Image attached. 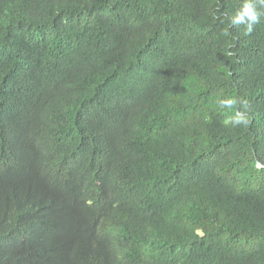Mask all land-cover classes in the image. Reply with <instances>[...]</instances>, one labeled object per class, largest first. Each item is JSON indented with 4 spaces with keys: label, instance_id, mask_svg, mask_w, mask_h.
Listing matches in <instances>:
<instances>
[{
    "label": "trees",
    "instance_id": "16d2710c",
    "mask_svg": "<svg viewBox=\"0 0 264 264\" xmlns=\"http://www.w3.org/2000/svg\"><path fill=\"white\" fill-rule=\"evenodd\" d=\"M242 4L0 0V264H264V17L231 26Z\"/></svg>",
    "mask_w": 264,
    "mask_h": 264
},
{
    "label": "clouds",
    "instance_id": "9594fccd",
    "mask_svg": "<svg viewBox=\"0 0 264 264\" xmlns=\"http://www.w3.org/2000/svg\"><path fill=\"white\" fill-rule=\"evenodd\" d=\"M264 17V0H243L242 7L235 14L228 16V23L231 26L243 25L245 34L250 35L254 26L260 23ZM231 55V53H229ZM241 108H237V105ZM219 105L222 108L233 110V115L230 122L233 126L247 123L246 106L247 102L243 99L227 98L219 100Z\"/></svg>",
    "mask_w": 264,
    "mask_h": 264
}]
</instances>
